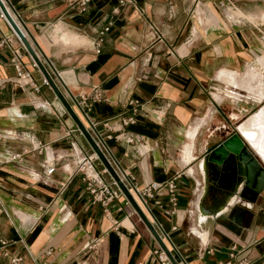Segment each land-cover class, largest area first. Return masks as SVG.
I'll use <instances>...</instances> for the list:
<instances>
[{"label": "crops", "instance_id": "1", "mask_svg": "<svg viewBox=\"0 0 264 264\" xmlns=\"http://www.w3.org/2000/svg\"><path fill=\"white\" fill-rule=\"evenodd\" d=\"M8 3L69 102L87 96L121 167L139 187L157 183L148 207L135 198L169 234L177 262L264 264V187L254 200L241 196L226 178L234 158L225 159L221 181H212L210 160L233 132L230 112L241 110L230 111L228 101L242 100L225 96L242 94L224 91L237 88L218 74L244 73L256 60L264 45L252 24H264V3L238 2L254 22L230 20L227 11L237 8L217 0H88L83 11L66 0ZM11 30L10 45L0 46V264H161L156 238L125 196L93 200L79 169L90 143ZM15 59L37 89L17 77ZM252 112L236 122L237 145L264 164L239 129Z\"/></svg>", "mask_w": 264, "mask_h": 264}, {"label": "built area", "instance_id": "2", "mask_svg": "<svg viewBox=\"0 0 264 264\" xmlns=\"http://www.w3.org/2000/svg\"><path fill=\"white\" fill-rule=\"evenodd\" d=\"M68 4H76L79 8V10L83 11L86 8V4L88 0H66ZM133 0H118L120 4H124L126 2H132ZM259 2L264 3V0H217L218 5L221 8H238V2ZM9 8L13 11L16 19L19 21V14L18 12L11 6L7 0L5 1ZM245 22V21H244ZM111 22L109 24L105 25L102 29L98 31L97 36V43L99 44L103 40V34L106 30H108ZM255 29L259 33L260 41L263 42L264 45V24L261 23H255L252 24ZM11 34H3L0 37V46H9L11 42ZM160 36V34H157ZM30 61L33 65V67H37L36 63L30 56ZM14 68L16 70L17 77L23 79L25 82H28L32 84L36 89L38 88V85L33 81L31 71L28 69H25L23 67V64L20 60L15 59L13 62ZM44 83H48L45 77H43ZM72 98V106H76L81 114L84 116V118L87 120V123L85 124L86 128L91 133L92 137L98 144L99 148L102 150V152L105 154L111 165L116 170L117 174L119 175L120 179L124 182V184L127 186V188L131 191L132 194H136L140 199L143 201V203L146 205V197L151 196L153 194V189L156 188L157 183L156 182H150L146 185L139 187L136 182L134 181V176L127 172L124 168L121 167L119 160L113 155L112 151L110 150V147L108 146L105 139L96 131V124L97 121H95L94 118H92L89 114V110L91 107L90 102L88 101V98L86 95H80V96H71ZM136 101V100H134ZM128 120H133L132 116L129 117ZM80 130V128L78 127ZM81 133H83L80 130ZM91 146V153L87 155L86 161L82 162L80 166V170L83 172V178L86 181V186L88 190L90 191L93 200L100 201L102 204H107L113 197L123 195L126 197L124 191L118 184V182L115 180L113 175L110 173L109 169L105 166L102 159L100 158L99 154L95 151V149ZM17 154H12V157L15 158ZM96 161L100 165V169L96 170L94 167L93 162ZM54 169V166H50L47 169V172H51ZM104 175V176H103ZM106 176V177H105ZM168 185L170 187L171 192H173L175 187V182L173 179L169 180ZM134 196V195H133ZM128 200V198L126 197ZM129 201V200H128ZM176 198L172 194L171 196V202L172 204H175ZM147 206V205H146ZM148 207V206H147ZM151 221V220H150ZM155 228L157 229V232L159 233L161 239L166 244L165 240H168L173 248H169L166 244L167 248L171 251V249H174V245L172 240L170 239L169 234L165 231L163 226L159 222H155L154 220L151 221ZM158 242V241H157ZM159 244V243H158ZM157 253V256L161 262V264H172L170 258L168 257L165 250L161 247L159 244V248L155 250ZM13 261H16L17 259L14 257L12 259ZM179 264H187L188 262L181 258V261L178 262Z\"/></svg>", "mask_w": 264, "mask_h": 264}, {"label": "water", "instance_id": "3", "mask_svg": "<svg viewBox=\"0 0 264 264\" xmlns=\"http://www.w3.org/2000/svg\"><path fill=\"white\" fill-rule=\"evenodd\" d=\"M6 1V0H5ZM4 0H0V10L4 13L10 27L15 31L19 39L22 41L25 49L31 56V58L36 63L38 69L41 71L43 76L48 81L51 88L54 90L56 95L59 97V99L62 101L68 112L71 114V116L75 119L78 127L83 132L89 143L92 145V147L95 149V151L99 154L100 158L102 159L105 166L109 169L110 173L113 175L115 180L118 182L122 190L124 191L126 197L131 202L135 210L139 213V215L142 217L158 243L161 245V247L165 250L168 257L170 258L172 264H179L177 260L174 258L172 252L167 248L166 244L161 239L159 233L157 232V229L153 225V223L149 220V218L146 216L144 211L141 209L139 204L137 203L135 197L131 193V191L127 188V186L124 184V182L120 179L119 175L117 174L114 167L111 165L105 154L102 152V150L99 148L98 144L92 137L89 130L86 128L83 121L79 118L78 114L73 109L71 103L69 100L65 97L61 89L59 88L53 74L51 73V70L48 67L49 63L48 58L41 52V55L36 50L33 43L30 41V39L27 37L21 26L19 25L18 21L15 19V17L11 14L9 11L7 4ZM239 136L237 132V128L235 126V130L231 132L229 135H227L225 138H223L219 143H217L212 149H211V174H212V181H217L218 179L221 181L223 176V168L226 167V161L225 159L230 156L234 158L232 164L230 166H227L226 168L229 171V178L230 180L234 181L233 188L237 191L239 187H241L240 195L247 197L251 200H254L257 197V194L263 189L264 187V164L261 163V161L258 159L256 155L252 153V151L243 143L239 147L237 146H231L229 144L230 140L235 137ZM227 176V177H228ZM241 185V186H240Z\"/></svg>", "mask_w": 264, "mask_h": 264}, {"label": "bare ground", "instance_id": "4", "mask_svg": "<svg viewBox=\"0 0 264 264\" xmlns=\"http://www.w3.org/2000/svg\"><path fill=\"white\" fill-rule=\"evenodd\" d=\"M7 7L9 11L11 12V14L15 17L13 11L11 10V8H9L8 4H7ZM239 15L245 16L242 13H240ZM0 17L6 18L2 11H1ZM245 17L253 21H256L257 19V17L254 15H249L248 17L247 16ZM18 23L20 25L19 21ZM23 31L25 32L24 29ZM25 34L27 35L26 32ZM218 78H221L223 82H225L228 86L237 88V90L238 89L243 90L249 93L250 95L257 97L261 101L264 100V58L260 57L259 55L256 58V62L251 65V68L243 76H240L239 73L236 71L223 69L222 71L219 72ZM224 94L229 95V96H236L232 93H224ZM214 97L216 99L220 98L219 94L216 92H214ZM233 113L236 114L235 118H239L240 114L238 111H233ZM243 117L244 116H242L240 119H242ZM239 129L244 134V136L246 137L248 142L251 144V146L256 150V152L259 155L264 157V105L261 106V108L255 111L253 114H251L244 121V123L239 125ZM235 138H237L236 139L237 141L239 140L238 136H235ZM241 144H243L242 141H241ZM134 197H136L139 200V198L135 194H134Z\"/></svg>", "mask_w": 264, "mask_h": 264}, {"label": "rangeland", "instance_id": "5", "mask_svg": "<svg viewBox=\"0 0 264 264\" xmlns=\"http://www.w3.org/2000/svg\"><path fill=\"white\" fill-rule=\"evenodd\" d=\"M7 2H8V0H7ZM240 11H242V12H240ZM240 13H242V14H244V11L242 10V9H240V8H237V9H234V10H228L227 11V13H226V15H227V17H229V19L230 20H242L241 18H246L245 16H247L246 14H244L245 16H240L239 14ZM0 14H1V11H0ZM248 17V16H247ZM6 21H7V19L6 18H4ZM2 17H0V23L6 28V32L7 33H9V34H11L13 37L15 36V34L13 33V31L11 30V28L7 25V23H6V21L4 20ZM211 20H213L214 22H216L217 20H218V18L216 17V16H214V15H212L211 14ZM250 21H253V20H250ZM254 22V21H253ZM260 56V57H263L264 58V47L262 48V50H261V52L260 53H257L256 54V56ZM256 62V60L255 61H253L252 63H250L249 65H248V69H245L246 71L244 72V73H239V75L240 76H243L250 68H251V65L252 64H254ZM224 91H226V90H235L236 92H238V93H241L242 95L241 96H229V95H225V96H228V98L229 97H231V98H229L231 101H232V99H233V101H236V100H238V99H240L241 97H242V100L241 101H238V102H230V101H228V103H229V105H228V109H230V111L231 110H235V108L234 107H236V108H240L241 110L239 111V114H240V116H239V118H231V119H229L228 120V125L231 127V129H233V130H235V126H236V122L242 117V116H244V115H246V113H248L249 111H251V110H257L256 109V107L257 108H261L260 106H262L263 104H264V100H263V102H262V104L260 103V105H258L259 104V102L257 101V100H255L254 98H252L251 96H249L248 94H246L244 91H241V90H237V89H233V88H224L223 89ZM216 92V91H215ZM213 96H214V92H213ZM228 99V100H229ZM247 99V100H246ZM252 99V100H251ZM255 101H254V100ZM257 101V102H256ZM259 106V107H258ZM242 108H244V109H242ZM253 113V112H252ZM251 114V113H250ZM250 114H248L247 116H249ZM230 115V114H229ZM246 116V117H247ZM231 131V130H230ZM261 158H262V160L264 161V157L263 156H261V155H259Z\"/></svg>", "mask_w": 264, "mask_h": 264}, {"label": "flooded vegetation", "instance_id": "6", "mask_svg": "<svg viewBox=\"0 0 264 264\" xmlns=\"http://www.w3.org/2000/svg\"><path fill=\"white\" fill-rule=\"evenodd\" d=\"M230 116H231V118H235L236 117V114L235 113H233V111H231L230 112ZM237 138H235V137H233L231 140H230V142H229V144L231 145V146H238L237 144V140H236ZM226 178H229V176L228 177H226Z\"/></svg>", "mask_w": 264, "mask_h": 264}]
</instances>
